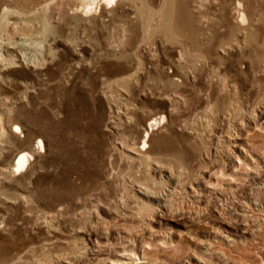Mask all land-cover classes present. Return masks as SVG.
I'll list each match as a JSON object with an SVG mask.
<instances>
[{
    "label": "rangeland",
    "instance_id": "1",
    "mask_svg": "<svg viewBox=\"0 0 264 264\" xmlns=\"http://www.w3.org/2000/svg\"><path fill=\"white\" fill-rule=\"evenodd\" d=\"M3 11L33 26L2 25L0 41L31 32L43 53L0 75V117L23 132L2 137L0 264H264V0H0ZM153 117L144 177L122 145L138 147ZM35 136L46 151L12 174Z\"/></svg>",
    "mask_w": 264,
    "mask_h": 264
},
{
    "label": "bare ground",
    "instance_id": "2",
    "mask_svg": "<svg viewBox=\"0 0 264 264\" xmlns=\"http://www.w3.org/2000/svg\"><path fill=\"white\" fill-rule=\"evenodd\" d=\"M107 3H111L112 0H105ZM241 6V3L240 2H237L236 3V11L238 8H240ZM85 11H89L92 6L90 5H85ZM16 13H19V14H23L25 13L24 11L22 10H18V11H15ZM240 11H237L236 13V16L241 22L245 19V14L244 12H240ZM46 19L44 17H41V21H40V24H41V29L43 31V33L45 32H49L52 30V28L46 23L45 21ZM10 23H13L14 24V27L18 28L20 27H25V29L27 28L26 26H33L31 23H28V22H24V21H14V22H11L7 19V11H3L2 14H1V17H0V27L2 25H5L7 26V24H10ZM10 27V26H9ZM8 27V28H9ZM29 27V28H30ZM7 28V27H6ZM16 28V29H17ZM28 28V29H29ZM39 28V27H38ZM5 29V28H4ZM15 29V31H16ZM8 30V29H7ZM27 30V29H26ZM32 30V29H30ZM39 30V29H38ZM37 30V31H38ZM21 31V30H20ZM35 31V30H34ZM19 32V31H18ZM26 32V31H25ZM40 32V31H39ZM3 33V32H2ZM4 34V33H3ZM7 34V32H6ZM32 33L29 32L27 33V35H23L21 34L20 37L18 38V40H14V41H5V42H1V50L2 52H0V75H1V71L3 70H6L8 68H11V67H19L20 65L22 64H26L30 61H33V59L35 58L34 56L35 55H41L42 56V48L38 45V42L35 41V38L31 35ZM38 34V33H37ZM41 34V33H40ZM34 35V34H33ZM36 36V35H35ZM7 37V36H6ZM38 37V36H37ZM40 37V36H39ZM5 39V38H4ZM11 39V38H9ZM3 40V39H2ZM41 41V40H40ZM41 44V43H40ZM43 47V46H42ZM30 48L33 49V53L28 51ZM31 50V49H30ZM45 52V51H44ZM50 52V51H49ZM51 54V53H50ZM50 54H48L49 56H51ZM47 55V56H48ZM55 57V56H54ZM41 58V57H40ZM48 58V57H47ZM53 58V57H52ZM43 59V58H42ZM36 61V60H35ZM34 61V62H35ZM53 61V60H51ZM32 64V63H31ZM223 84V83H222ZM18 88V87H17ZM25 93V92H24ZM218 96V95H217ZM15 97V96H14ZM216 100L215 101V104L216 106H218L217 104H220L219 102V99L218 98H215ZM23 100V98H22ZM4 103V102H3ZM6 105V104H5ZM213 106V105H212ZM8 109V107H7ZM10 109V108H9ZM219 109V108H218ZM237 110L236 106L235 105H230L229 107L227 106V108L224 110L223 114L227 115H233V113H235ZM5 111V110H4ZM11 113V112H10ZM1 114V113H0ZM6 115V114H4ZM11 115V114H10ZM1 116V115H0ZM6 117V116H5ZM9 117V116H8ZM164 116H160V118H163ZM10 118V117H9ZM241 118V117H239ZM238 118V119H239ZM249 118V117H248ZM7 119V118H6ZM159 119V118H158ZM254 119V118H253ZM11 120V119H10ZM243 121V119H241ZM157 117H153L152 120H149V123L147 124V127L145 128L144 132H143V135L141 136V139L139 141V146L136 147V143L134 142V144H123L122 147L123 149H125L127 151V153L129 154V156H126V157H130L133 161H136L139 163L140 166H143L144 168L142 169H139L138 171L141 172L144 177H148L150 176L149 173L152 171V163L149 161L151 160V156L148 152V138H149V132L153 129L152 127L154 125H156L157 123ZM241 121V122H242ZM236 122V121H234ZM239 127L241 128L242 127V123L240 122H237ZM10 124V123H8ZM256 124V123H255ZM243 125H244V122H243ZM256 126V125H255ZM14 128H16L18 131V133H23L22 130H21V126L19 127V124H17L16 122L15 123H11L10 127L8 128L7 126V122L5 123L2 119V117H0V151L2 152H6L8 150H6V146L4 145V141H2V137L4 136V134L6 133V130H9V133L11 135H15V132L17 133V130L15 131ZM8 128V129H7ZM243 129V128H242ZM24 130V129H23ZM230 132V131H228ZM14 133V134H13ZM235 133V132H233ZM234 135V134H233ZM9 136V135H8ZM7 136V137H8ZM25 136V135H24ZM5 137V136H4ZM21 137V136H20ZM23 137V136H22ZM237 137H238V134H237ZM11 138V137H10ZM230 138V137H229ZM24 139V138H23ZM232 139V138H230ZM9 140V139H8ZM26 140H27V136H26ZM25 140V142H26ZM6 144V143H5ZM31 147L30 148H23L21 149L20 151L18 150L13 159L11 160L10 162V172L12 174H15V173H18L19 171H24L25 169H30L34 166V163L36 162V160L38 159V157L40 156V152H45L46 151V145L45 143L43 142L42 138L41 137H33L32 140H31ZM234 145V143H232ZM9 145V144H8ZM8 147V146H7ZM10 147V146H9ZM9 151V150H8ZM11 155V154H10ZM162 165H160L159 167H161ZM137 167V166H136ZM140 168V167H139ZM35 169V168H33ZM154 169V168H153ZM233 170V169H232ZM254 170V169H253ZM137 171V172H138ZM255 172V171H254ZM181 175V174H180ZM140 177V176H139ZM143 177V176H142ZM136 179L134 180L133 182V185L135 184L134 188L137 191H139V194L145 196V197H149V196H152V193L150 195V186L148 185V181H146L145 179ZM150 179V178H149ZM263 186H264V182H263ZM141 195L142 199L144 198L143 196ZM145 199V198H144ZM253 200H249V202H246V204L243 206V208L240 209V214L243 215V216H246L247 215V209H250L251 206H250V203L253 204ZM256 203V202H255ZM245 213V214H244ZM51 213H45L44 215V218L45 219H50L51 218ZM130 241V240H129ZM5 248V247H3ZM2 248V249H3ZM9 249V248H8ZM7 249V250H8ZM6 251V250H5ZM4 251V252H5ZM7 253V252H6ZM9 253V252H8ZM12 253V252H11ZM5 257H7V255L5 253H1L0 254V258L2 260L5 259ZM2 262V261H1ZM3 264V262L1 263Z\"/></svg>",
    "mask_w": 264,
    "mask_h": 264
}]
</instances>
